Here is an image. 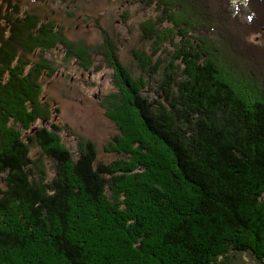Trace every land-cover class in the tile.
I'll return each mask as SVG.
<instances>
[{"label": "trees", "instance_id": "16d2710c", "mask_svg": "<svg viewBox=\"0 0 264 264\" xmlns=\"http://www.w3.org/2000/svg\"><path fill=\"white\" fill-rule=\"evenodd\" d=\"M139 2L159 16L140 25L151 50L127 67L98 20L103 45L77 46L26 10L47 0H0V264H234L242 254L264 264V88L219 50L227 21L246 50L261 47L249 39L264 36V0H245V25L242 4L224 22L229 0ZM58 47L115 71L106 110L122 137L106 148L119 157L109 165L92 142L75 159L55 126L36 128L52 120L42 82Z\"/></svg>", "mask_w": 264, "mask_h": 264}, {"label": "rangeland", "instance_id": "374dc122", "mask_svg": "<svg viewBox=\"0 0 264 264\" xmlns=\"http://www.w3.org/2000/svg\"><path fill=\"white\" fill-rule=\"evenodd\" d=\"M139 1L47 0V4L27 5L26 10L36 12L44 18L51 17L65 29L67 37L77 46L84 44L94 48L103 45V35L95 28V22L98 20L113 40L118 42L120 58L129 67L133 63V51L143 49L144 46L147 50H151L150 44H144L141 40L140 25L146 20L156 19L159 16L157 13L159 9L156 6L145 10ZM229 1L227 17H224V22L227 19L232 20L229 14L232 15L236 6L242 4L244 14L239 18L240 22L243 25L250 23L248 22L250 9L245 0ZM197 3L196 1L193 6H198ZM199 4L201 3L199 2ZM128 15L130 16L129 22L126 19ZM229 26L231 24L227 21V24L219 32L221 40L224 39L223 45L219 44V50L222 49L223 55L228 54L226 61L241 66L239 76L242 80H244L243 77L248 78V81L262 85L264 88V36H255V38L249 39L256 43L253 47L259 45L261 47L248 51L245 49L248 45H243L239 33L234 30L235 27L232 26L229 29ZM230 34L233 37H230ZM234 36L240 38L238 40L241 44L234 39ZM168 48L171 47L164 48L165 55L161 56L163 60L170 54ZM64 51L66 50L58 47L54 50V54L47 55L51 65L54 64L52 68L56 73L54 78H46L42 82L43 100L47 101L50 106L52 120L41 125L37 124L36 128L46 126L56 132L53 128L55 126L58 129L56 133L75 159L79 156L80 146H84L88 141L92 142L98 150V162L109 165L119 157L117 154L107 153L106 148H109L114 139L122 137L120 128L114 120L108 117L106 110V103L111 98L110 96L119 92L116 87L115 71L101 58H94L93 64L88 67L84 66L87 64L82 60H66ZM230 66L232 67V65ZM162 73L163 70L159 76H156L157 80L163 78ZM231 73L230 70L229 74ZM154 81L150 79V87L145 89L146 95L152 98L157 97L155 93L157 84L156 82L152 84ZM245 83L246 85L242 84V86L246 88L249 84L247 80ZM32 155L34 159L43 157L42 165L49 174V178L52 179L54 177V162L41 155L39 146L33 150ZM233 263L254 264V261L248 254H242L234 258Z\"/></svg>", "mask_w": 264, "mask_h": 264}]
</instances>
